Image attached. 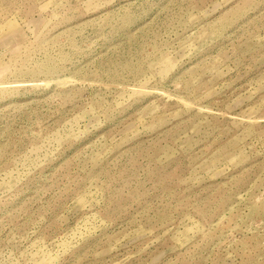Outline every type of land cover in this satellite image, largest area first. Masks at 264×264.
<instances>
[{"label": "rangeland", "instance_id": "374dc122", "mask_svg": "<svg viewBox=\"0 0 264 264\" xmlns=\"http://www.w3.org/2000/svg\"><path fill=\"white\" fill-rule=\"evenodd\" d=\"M0 264H264V0H0Z\"/></svg>", "mask_w": 264, "mask_h": 264}]
</instances>
